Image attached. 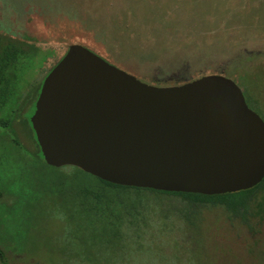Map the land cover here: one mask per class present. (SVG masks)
Returning <instances> with one entry per match:
<instances>
[{
	"label": "rangeland",
	"instance_id": "374dc122",
	"mask_svg": "<svg viewBox=\"0 0 264 264\" xmlns=\"http://www.w3.org/2000/svg\"><path fill=\"white\" fill-rule=\"evenodd\" d=\"M0 32L54 49L27 75L34 90L78 43L159 87L230 77L264 118V0H0ZM17 128L0 125V264H264V212L245 224L205 208L193 224L167 210L169 225L111 235L81 191L98 181L47 164ZM109 246L142 247L141 256L119 260Z\"/></svg>",
	"mask_w": 264,
	"mask_h": 264
},
{
	"label": "water",
	"instance_id": "95a60500",
	"mask_svg": "<svg viewBox=\"0 0 264 264\" xmlns=\"http://www.w3.org/2000/svg\"><path fill=\"white\" fill-rule=\"evenodd\" d=\"M30 121L47 164L114 184L216 195L264 180V118L222 74L159 87L76 43Z\"/></svg>",
	"mask_w": 264,
	"mask_h": 264
},
{
	"label": "trees",
	"instance_id": "16d2710c",
	"mask_svg": "<svg viewBox=\"0 0 264 264\" xmlns=\"http://www.w3.org/2000/svg\"><path fill=\"white\" fill-rule=\"evenodd\" d=\"M28 40L25 37L17 39L10 33L0 32V113L5 116L0 119V125L13 127L16 132L17 127H23L24 132L29 130L30 137L27 135L26 137L30 139L31 146L37 145L39 155L45 161L30 121L43 82L34 90L33 84L27 83V75L34 68V61L42 56L41 53L54 49L43 48ZM48 54L43 56L46 62L50 58ZM23 145L27 146L24 143ZM85 173L98 181L97 184L81 187L87 199V210L95 214L101 222L105 221V228L108 227L107 230L114 236L129 235L137 228H149L153 224V219L155 223L162 221L169 225L172 218L165 217L167 210L173 212L172 217L177 212L181 213L193 224L205 208L222 207L230 218H238L245 224H249L252 218L261 216L264 212V180L248 190L206 195L123 186ZM147 194L154 198L147 197ZM1 196L0 193V198ZM159 212L160 217L155 216ZM149 214L150 221L147 223L146 218ZM108 249L115 251L112 254L117 255L119 260L125 258L131 262L134 261L132 257L141 256L142 251V247L135 246L114 248L109 246ZM120 250L125 253L118 254ZM5 257L6 253L0 247V259L4 260ZM182 261L183 259L177 256L174 264Z\"/></svg>",
	"mask_w": 264,
	"mask_h": 264
}]
</instances>
